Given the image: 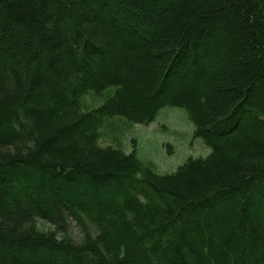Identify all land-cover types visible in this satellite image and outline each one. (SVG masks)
<instances>
[{
  "label": "trees",
  "instance_id": "16d2710c",
  "mask_svg": "<svg viewBox=\"0 0 264 264\" xmlns=\"http://www.w3.org/2000/svg\"><path fill=\"white\" fill-rule=\"evenodd\" d=\"M166 106L210 151L160 173ZM0 264H264V0H0Z\"/></svg>",
  "mask_w": 264,
  "mask_h": 264
},
{
  "label": "rangeland",
  "instance_id": "374dc122",
  "mask_svg": "<svg viewBox=\"0 0 264 264\" xmlns=\"http://www.w3.org/2000/svg\"><path fill=\"white\" fill-rule=\"evenodd\" d=\"M194 126L185 111L180 107H163L148 124H133L130 129L119 134L122 148L136 150L137 156L144 162H150L160 173L174 171L189 157H205L210 149L202 138L193 135ZM99 139L101 145H114V138L102 129ZM67 230L75 240L81 237L79 227L68 220ZM41 228H52L41 225Z\"/></svg>",
  "mask_w": 264,
  "mask_h": 264
},
{
  "label": "bare ground",
  "instance_id": "6f19581e",
  "mask_svg": "<svg viewBox=\"0 0 264 264\" xmlns=\"http://www.w3.org/2000/svg\"><path fill=\"white\" fill-rule=\"evenodd\" d=\"M205 145H206V144H205ZM132 149H134V148H131L130 150H132ZM124 150L126 151L125 148H124ZM130 150H129V151H130ZM134 153H135L136 157H138L135 149H134ZM189 158H193V157H189ZM194 158H195V157H194ZM138 159H139L142 163H145V164H148V163H149V162H147V161H146V162L142 161L139 157H138ZM151 164H152V163H151ZM152 165H153V164H152ZM153 166H154V165H153Z\"/></svg>",
  "mask_w": 264,
  "mask_h": 264
}]
</instances>
